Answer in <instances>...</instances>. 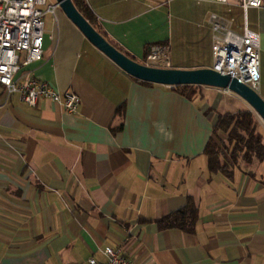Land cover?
I'll use <instances>...</instances> for the list:
<instances>
[{
  "label": "crops",
  "instance_id": "obj_1",
  "mask_svg": "<svg viewBox=\"0 0 264 264\" xmlns=\"http://www.w3.org/2000/svg\"><path fill=\"white\" fill-rule=\"evenodd\" d=\"M54 1V0H53ZM102 31L138 63L155 47L169 64L213 68L209 16L260 35L264 99V10L247 17L231 6L196 0H84ZM18 78L44 81L81 99L78 114L50 100L36 107L0 97V264L105 263L107 247L133 264H264V185L232 167L211 172L205 154L221 116L218 94L190 97L138 81L95 48L62 10L46 18L43 61ZM225 91V90H223ZM217 143L227 146V135ZM222 160L231 159L224 151ZM193 203V232L158 221Z\"/></svg>",
  "mask_w": 264,
  "mask_h": 264
},
{
  "label": "built area",
  "instance_id": "obj_2",
  "mask_svg": "<svg viewBox=\"0 0 264 264\" xmlns=\"http://www.w3.org/2000/svg\"><path fill=\"white\" fill-rule=\"evenodd\" d=\"M74 1V0H72ZM231 6V0H196ZM246 17L251 9L264 10V0H235ZM61 10L54 0H0V97L19 95L30 107L39 100H50L68 114H78L80 97L71 92H61L50 84L18 78L25 66L43 61L46 36V18H56ZM213 40V70L238 80L258 92L261 84L260 35L251 31L246 23L243 33L233 29V20L218 14L209 16ZM170 48L155 47L147 59L149 64H169ZM1 107V106H0ZM106 262L90 259L87 264H133L121 249L107 247L103 252Z\"/></svg>",
  "mask_w": 264,
  "mask_h": 264
},
{
  "label": "trees",
  "instance_id": "obj_3",
  "mask_svg": "<svg viewBox=\"0 0 264 264\" xmlns=\"http://www.w3.org/2000/svg\"><path fill=\"white\" fill-rule=\"evenodd\" d=\"M77 10L89 21V23L114 47L123 52L130 59L136 61L129 54L125 53L118 46H116L108 36L102 31L101 26L91 14L84 0L73 1ZM201 87L196 86H179L174 90L183 96L190 97L195 90ZM224 133L227 135V142L235 145L234 153L231 159L222 160L224 155L225 145L222 143V148L219 146L218 134ZM214 136L216 140H211L206 148L205 154L209 159V168L211 172H221L229 174L231 168L236 166L239 154L243 155V161L251 164L254 157H256L262 164H264V140L263 136L258 131V122L254 112L246 109H241L237 113H228L221 116L214 129ZM264 185V176L261 178ZM198 219V211L193 203L177 213H174L160 221H158L161 230L180 229L185 232H193L194 226Z\"/></svg>",
  "mask_w": 264,
  "mask_h": 264
},
{
  "label": "water",
  "instance_id": "obj_4",
  "mask_svg": "<svg viewBox=\"0 0 264 264\" xmlns=\"http://www.w3.org/2000/svg\"><path fill=\"white\" fill-rule=\"evenodd\" d=\"M56 1L65 15L95 48L136 80L173 88L196 86L229 91L244 100L264 122V99L247 85L229 76L221 75L213 69L187 71L138 63L109 43L77 10L72 0Z\"/></svg>",
  "mask_w": 264,
  "mask_h": 264
},
{
  "label": "rangeland",
  "instance_id": "obj_5",
  "mask_svg": "<svg viewBox=\"0 0 264 264\" xmlns=\"http://www.w3.org/2000/svg\"><path fill=\"white\" fill-rule=\"evenodd\" d=\"M218 95L220 101L222 102V105H224L227 111L239 112L241 109H246L254 112L253 109L244 100H242L240 97L229 91L222 90V94H218ZM254 114L258 122V131L263 136V140H264V122L255 112ZM234 147H235L234 144H229L227 142V146H225V151L227 152V155L230 156L234 153L235 150ZM238 159L239 160L236 166L234 167L250 170L252 173H254L255 175H259L260 177L264 176V164H262L256 157L253 158L251 164H247L245 161L242 160L243 159L242 154H239Z\"/></svg>",
  "mask_w": 264,
  "mask_h": 264
}]
</instances>
